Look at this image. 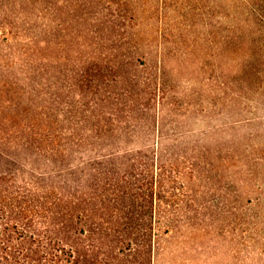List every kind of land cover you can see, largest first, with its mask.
I'll list each match as a JSON object with an SVG mask.
<instances>
[{"label":"rangeland","instance_id":"rangeland-1","mask_svg":"<svg viewBox=\"0 0 264 264\" xmlns=\"http://www.w3.org/2000/svg\"><path fill=\"white\" fill-rule=\"evenodd\" d=\"M33 6L37 113L63 135L125 139L112 149L154 148L158 137L176 159L181 190L163 208L174 226L160 228L151 263L264 264V0ZM1 9L0 39L24 37L22 17L4 21ZM6 45L0 87L20 68Z\"/></svg>","mask_w":264,"mask_h":264},{"label":"trees","instance_id":"trees-1","mask_svg":"<svg viewBox=\"0 0 264 264\" xmlns=\"http://www.w3.org/2000/svg\"><path fill=\"white\" fill-rule=\"evenodd\" d=\"M2 3L8 18L16 6ZM12 4L25 36L19 29L0 39V48L7 43V53L20 59L0 87V264H152L160 228L174 226L163 208L181 190L172 176L176 159L158 147V137L154 148L148 141L143 149H112L125 139L72 128L63 135L55 120L42 118L34 0Z\"/></svg>","mask_w":264,"mask_h":264}]
</instances>
